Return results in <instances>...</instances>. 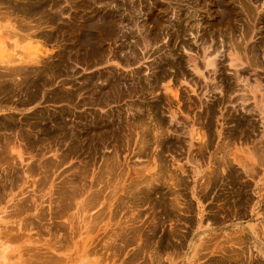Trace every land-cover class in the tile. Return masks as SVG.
Returning <instances> with one entry per match:
<instances>
[{
  "label": "rangeland",
  "instance_id": "rangeland-1",
  "mask_svg": "<svg viewBox=\"0 0 264 264\" xmlns=\"http://www.w3.org/2000/svg\"><path fill=\"white\" fill-rule=\"evenodd\" d=\"M111 1L0 0V264H264V0Z\"/></svg>",
  "mask_w": 264,
  "mask_h": 264
},
{
  "label": "bare ground",
  "instance_id": "bare-ground-1",
  "mask_svg": "<svg viewBox=\"0 0 264 264\" xmlns=\"http://www.w3.org/2000/svg\"><path fill=\"white\" fill-rule=\"evenodd\" d=\"M23 1H24V0H23ZM30 1H31V0H30ZM73 1H74V0H73ZM76 1H77V0H76ZM88 1H90V0H88ZM102 1H103V0H102ZM110 1H111V0H110ZM14 2H15V1H13V3H14ZM50 2H51V1H50ZM60 2H61V1H60ZM71 2H72V1H71ZM111 2H112V1H111ZM236 2H237V1H236ZM58 3H59V2H58ZM87 3H88V2H87ZM114 3H115V2H114ZM117 3H118V2H117ZM175 3H176V2H175ZM239 3H241V2L239 1ZM4 4H5V3H4ZM37 4H38V3H37ZM50 4H51V3H50ZM93 4H94V3H93ZM104 4H106V3H104ZM104 4H103V5H104ZM109 4H110V3H109ZM8 5H9V4H8ZM31 5H32V4H31ZM51 5H52V4H51ZM110 5H111V4H110ZM110 5H107V6H110ZM121 5H122V4H121ZM123 5H124V4H123ZM169 5H170V4H169ZM6 6H7V4H6ZM48 6H50V5H48ZM114 6L117 7L118 4H117V6L114 4ZM167 6H168V5H167ZM24 7H26V6H24ZM24 7H23V8H24ZM61 7H62V6H61ZM4 8H5V5H4ZM6 8H8V7H6ZM47 8H48V7H47ZM58 8H60V6H59ZM101 8H102V7H101ZM110 8H111V7H110ZM147 8H148V7H147ZM165 8H166V6H165ZM169 8H170V7H169ZM1 9H3V7H2ZM10 9H11V8H10ZM113 9H114V8H113ZM121 9H122V8H121ZM166 9H167V8H166ZM174 9H175V8H174ZM23 10H25V9H23ZM54 10H55V9H54ZM54 10H53V11H54ZM83 10H84V9H83ZM99 10H100V9H99ZM103 10H105V8H103ZM111 10H112V9H111ZM119 10H120V9H119ZM11 11H12V10H11ZM21 11H22V10H20V12H21ZM61 11H62V10H61ZM61 11H59V12H61ZM88 11H90V10H88ZM101 11H102V10H101ZM13 12H14V11H13ZM97 12H98V11H97ZM122 12H123V11H122ZM1 13H2V12H1ZM4 13H6V12H4ZM17 13H18V12H16V14H17ZM61 13H63V11H62ZM61 13H60V14H61ZM112 13H113V12H112ZM18 14H19V13H18ZM52 14H53V13H52ZM58 14H59V13H58ZM64 14H65V13H64ZM64 14H62V15H64ZM115 14H116V12H115ZM3 15H4V18H5V17L8 16L9 14H8V15H7V13H6V14H2V15H0V18H1V16H3ZM13 15H14V14H13ZM13 15H12V16H13ZM38 15H40V13H39ZM52 16H53V15H52ZM56 16H57V15H56ZM70 16H71V15H70ZM131 16L133 17V15H131ZM19 17H20V15H18V18H19ZM21 17H22V16H21ZM53 17H54V16H53ZM119 17H120V16H119ZM31 18H33V17H31ZM38 18H39V17H38ZM90 18H91V17H90ZM2 19H3V17H2ZM8 19L10 20V17H8ZM23 19H24V18L22 17V20H23ZM101 19H102V18H101ZM114 19H115V18H114ZM13 20H14V19H13ZM112 20H113V19H112ZM14 21H15V20H14ZM18 21H19V20H18ZM29 21H31V20H29ZM48 21H49V20H48ZM169 21H170V20H169ZM177 21H178V20H177ZM179 21H180V20H179ZM225 21H226V20H225ZM21 22H22V21H21ZM25 22H26V21H25ZM25 22H24V23H25ZM43 22H44V21H43ZM64 22H65V21H64ZM70 22H71V21H70ZM98 22H99V21H98ZM109 22H110V21H109ZM227 22H228V21H227ZM19 23H20V22H19ZM27 23H28V22H27ZM38 23H40V22H38ZM41 23H42V21H41ZM51 23H52V22H51ZM15 24H16V23H15ZM28 24H29V23H28ZM31 24H32V23H31ZM53 24H54V23H53ZM118 24H120V22H119ZM122 24H123V23H122ZM163 24H164V23H163ZM18 25H19V24H18ZM20 25H21V23H20ZM36 25H38V24H36ZM68 25H69V23H68ZM75 25H76V24H75ZM169 25H170V24H169ZM12 26H13V25H12ZM14 26H15V25H14ZM54 26H55V25H54ZM56 26H57V25H56ZM130 26H131V25H130ZM18 27H19V26H18ZM22 27H23V26H22ZM27 27H28V26L26 25V28H25V29H28ZM43 27H44V26H43ZM45 27H47V25H45ZM72 27H73V26H72ZM102 27H103V26H102ZM112 27H113V26H112ZM114 27H115V25H114ZM39 28H41V27H39ZM51 28H52V27H51ZM68 28H69V27H68ZM171 28H172V27H171ZM182 28H183V27H182ZM23 29H24V28H23ZM63 29H64V28H63ZM124 29H125V27H124ZM38 30H39V29H38ZM51 30H52V29H51ZM93 30H94V29H93ZM171 30H172V29H171ZM173 30H174V29H173ZM175 30H176V29H175ZM178 30H179V29H178ZM118 31H121V29H119ZM124 31H125V30H124ZM149 31H150V30H149ZM244 31H246V30H244ZM73 32H74V31H73ZM88 32H89V31H88ZM95 32H97V31H95ZM99 32H100V30H99ZM104 32H105V31H104ZM155 32H156V30H155ZM158 32H159V31H158ZM171 32H172V31H171ZM232 32H233V31H232ZM56 33H57V32H56ZM56 33H55V34H56ZM59 33H60V32H59ZM173 33H174V32H173ZM191 33H192V32H191ZM242 33H244V32L242 31ZM44 34H46V33L44 32ZM166 34H168V33H166ZM128 35H129V34H128ZM160 35H161V34H160ZM244 35H245V33H244ZM55 36H56V35H55ZM62 36H63V35H62ZM98 36H99V35H98ZM101 36H102V35H101ZM112 36H113V35H112ZM154 36H155V35H153V37H154ZM174 36H175V35H174ZM118 37H119V36H118ZM139 37H140V36H139ZM142 37H143V36H142ZM146 37H147V36H146ZM148 37H149V35H148ZM168 37H170V36H168ZM58 38H59V37H57V39H58ZM101 38H102V37H101ZM104 38H106V37H104ZM107 38H108V37H107ZM107 38H106V39H107ZM116 38H117V37H116ZM155 38H157V37H155ZM176 38H177V37H176ZM44 39H45V38H44ZM53 39H55V38H53ZM110 39H111V38H110ZM118 39H120V37H119ZM126 39H127V38H126ZM130 39H131V38H130ZM140 39H141V38H140ZM149 39H150V38H149ZM168 39H169V38H168ZM61 40H62V39H61ZM95 40H96V39H95ZM101 40H102V39H101ZM124 40H125V38H124ZM124 40H122V41H124ZM142 40H143V39H142ZM155 40H156V39H155ZM65 41H66V40H65ZM71 41H72V40H71ZM115 41H116V40H115ZM125 41H126V40H125ZM150 41H151V39H150ZM152 41H154V39H153ZM77 42H78V41H77ZM97 42H98V41H97ZM101 42H102V41H101ZM142 42H143V41H142ZM144 42H145V41H144ZM155 42H156V41H155ZM63 43H64V42H63ZM87 43H88V42H87ZM98 43H99V42H98ZM103 43H104V42H103ZM145 43H146V42H145ZM104 44H105V43H104ZM112 44H113V43H112ZM125 44H126V42H125ZM143 44H144V43H143ZM232 44H233V43H232ZM129 45H130V44H129ZM131 45H132V44H131ZM144 45H145V44H144ZM230 45H231V44H230ZM233 45H234V44H233ZM100 46H101V45H100ZM100 46H99V47H100ZM102 46H103V45H102ZM118 46H119V45H118ZM126 46H127V45H126ZM146 46H147V45H146ZM171 46H172V44H171ZM235 46H236L235 48H236L237 52H238V50H241V49H237V45H235ZM75 47H76V46H75ZM124 47H125V46H124ZM151 47H152V46H151ZM231 47H232V45H231ZM233 47H234V46H233ZM117 48H118V47H117ZM119 48H121V47H119ZM141 48H142V46H141ZM70 49H72V48H70ZM182 49H183V48H182ZM171 50H172V49H171ZM68 51H69V50H68ZM68 51H67V52H68ZM85 51H86V49H85ZM117 51H118V50H117ZM169 51H170V50H169ZM186 51H187V50H186ZM231 51H232V50H231ZM77 52H78V51H77ZM118 52H119V51H118ZM142 52H143V51H142ZM172 52H173V51H172ZM237 52H236V53H237ZM239 52H240V51H239ZM73 53H74V52H73ZM75 53H76V52H75ZM80 53H81V52H80ZM102 53H103V52H102ZM143 53H144V52H143ZM240 53H241V52H240ZM250 53H251V52H250ZM66 54H68V53H66ZM70 54H71V53H70ZM85 54H86V53H85ZM99 54H100V53H99ZM112 54H113V53H112ZM119 54H120V53H119ZM166 54H167V53H166ZM97 55H98V54H97ZM65 56H66V55H65ZM136 56H137V55H136ZM138 56H139V55H138ZM144 56H145V55H144ZM236 56H239V55L236 54ZM254 56H256V55H254ZM76 57H77V56H76ZM99 57H100V56H99ZM115 57H116V55H115ZM159 57H160V56H159ZM159 57H157V58H159ZM191 57H192V56H191ZM204 57H205V60H204V61H205V64L203 63V65H206V66H213V58H211L209 55H207V53L205 54ZM66 58L69 59L70 57H66ZM71 58H72V57H71ZM116 58H118V57H116ZM187 58H188V57H187ZM194 58H195V57H194ZM41 59H42V58H41ZM41 59H40V58H37V59H34L33 61H30V62H28V63H21V64H18L17 66H19L20 70H21V67H20V66H24L25 69H26V66H29V65H31V64H33V63H35V64H33V65L39 64V62H40ZM95 59H96V58H95ZM161 59H162V58H161ZM163 59H164V58H163ZM228 59H229V58H228ZM240 59H242V58H240ZM100 60H101V59H100ZM104 60H105V57H104ZM139 60H140V59H139ZM41 61H42V60H41ZM91 61H92V60H91ZM136 61H137V60H136ZM236 61H237V59H236L235 57H233V55H230V62H232L231 64L234 65V66H239L240 64H238V62H236ZM42 62H43V61H42ZM64 62H65V61H64ZM83 62H84V61H83ZM99 62H100V61H99ZM101 62H102V61H101ZM127 62H128V61H127ZM254 62H255V60H254ZM40 63H41V62H40ZM48 63H50V62H48ZM72 63H73V62H72ZM76 63H77V62H76ZM160 63H161V62H160ZM214 63H215V62H214ZM216 63H217V62H216ZM239 63H241V62H239ZM53 64H54V63H53ZM77 64H78V63H77ZM91 64H92V63H91ZM123 64H124V63H123ZM163 64H164V63H163ZM181 64H183V63H181ZM249 64H250V63H249ZM251 64H252V63H251ZM253 64H254V63H253ZM255 64H256V63H255ZM255 64H254V65H255ZM33 65H32V66H33ZM39 65H40V64H39ZM64 65H65V64H64ZM72 65H73V64H72ZM195 65H196V64H195ZM256 65H257V64H256ZM46 66H47V64H46ZM48 66H49V65H48ZM50 66H51V65H50ZM62 66H63V65H62ZM259 66H261V63H260ZM3 67H6L5 69H8V70H9V68H10V69L12 68V66H7V65H5V66H3ZM14 67H15V66H14ZM37 67H38V66H37ZM102 67H103V66H102ZM161 67H162V66H161ZM176 67H177V66H176ZM192 67H193V66H192ZM17 68H18V67H17ZM19 68H18V70L16 69V67L14 68V70L16 69V70H15V73H16L17 71L19 72ZM61 68H62V67H61ZM68 68H69V67H68ZM73 68H74V66H73ZM73 68H72V69H73ZM87 68H88V67H87ZM159 68H160V67H159ZM178 68H179V67H178ZM195 68H196V67H195ZM214 68H215V67H214ZM5 69H4V70H5ZM33 69H34V68H33ZM45 69H46V68H45ZM55 69H56V68H55ZM97 69H98V67H97ZM162 69H163V67H162ZM262 69H263V68H262ZM8 70H6V72H9ZM134 70H135V69H134ZM157 70H158V69H157ZM211 70H213V69H211ZM235 70H236V69H235ZM263 70H264V69H263ZM11 71H12V70H11ZM46 71H47V70H46ZM51 71H52V70H51ZM65 71H66V70H65ZM215 71H216V70H215ZM3 72H4V71H3ZM18 72L16 73L17 75H18ZM30 72H31V71H30ZM43 72H44V71H43ZM99 72H100V71H99ZM196 72H197V71H196ZM15 73H14V75H15ZM33 73H35V72H33ZM33 73H32V74H33ZM45 73H46V72H45ZM49 73H50V72H49ZM52 73H54V71H53ZM100 73H101V72H100ZM100 73H99V74H100ZM132 73H133V71H132ZM159 73H160V72H159ZM213 73H214V70H213ZM0 74H1V73H0ZM20 74H21V73H20ZM40 74H41V73H40ZM64 74H65V73H64ZM92 74H93V73H92ZM95 74H96V73H95ZM154 74H155V73H154ZM160 74H161V73H160ZM50 75H51V74H50ZM50 75H49V76H50ZM162 75H163V74H162ZM10 76H11V75H10ZM47 76H48V73H47ZM71 76H72V75H71ZM131 76H132V75H131ZM7 77H8V76H7ZM12 77H13V76H12ZM19 77H21V75H20ZM52 77H53V76H52ZM112 77H113V76H112ZM118 77H119V76H118ZM3 78H4V77H3ZM3 78H2V79H3ZM8 78H9V77H8ZM97 78H98V77H97ZM124 78H125V77H124ZM132 78H135V77H132ZM140 78H141V77H140ZM151 78H152V77H151ZM9 79L12 80V79H14V78H12V79L9 78ZM17 79H18V78H17ZM95 79H96V78H95ZM114 79H115V78H114ZM125 79H126V78H125ZM155 79H156V78H155ZM3 80H4V79H3ZM5 80H6V79H5ZM110 80H111V79H110ZM138 80H139V79H138ZM140 80H141V79H140ZM52 81H53V80H52ZM63 81H64V80H63ZM122 81H123V80H122ZM122 81H121V83H122ZM3 82H4V81H3ZM14 82H15V79H14ZM84 82H85V81H84ZM92 82H93V81H92ZM105 82H106V81H105ZM40 83H41V82H40ZM123 83H124V82H123ZM150 83H151V82H150ZM0 84H1V83H0ZM14 84H15V83H14ZM16 84H17V81H16ZM16 84H15L14 86H16ZM19 84H20V82H19ZM82 84H83V83H82ZM139 84H140V83H139ZM20 85H21V84H20ZM62 85H63V84H62ZM80 85H81V83H80ZM99 85H100V84H99ZM135 85H136V84H135ZM18 86H19V85H18ZM95 86H96V85H95ZM103 86H104V85H103ZM105 86H106V85H105ZM114 86H115V84H114ZM42 87H43V85H42ZM96 87H98V85H97ZM134 87H135V86H134ZM140 87H141V86H140ZM19 88H20V86H19ZM119 88H120V87H119ZM142 88H143V87H142ZM39 89H40V88H39ZM39 89H38V90H39ZM97 89H98V88H97ZM115 89H116V88H115ZM130 89H131V88H130ZM138 89H139V88H138ZM175 89H176V88H175ZM0 90H1V89H0ZM26 90L28 91V89H26ZM26 90H25V91H26ZM80 90H81V89H80ZM84 90H87V89H84ZM105 90H106V89H105ZM135 90H136V89H135ZM172 90H173V89H172ZM14 91H15V90H14ZM14 91H13V92H14ZM119 91H120V90H119ZM4 92H6V91H4ZM20 92H22V91H20ZM69 92H70V91H69ZM107 92H108V91H107ZM117 92H118V91H117ZM65 93H66V92H65ZM92 93H94V92H92ZM101 93H102V92H101ZM111 93H112V92H111ZM122 93H123V92H122ZM8 94H9V93H8ZM76 94H77V93H76ZM89 94H90V93H89ZM103 94H106V93L103 92ZM172 94H174V96H176L177 93L175 94V91H174V93H172ZM100 95H101V94H100ZM114 95H115V93H114ZM5 96H6V95H5ZM28 96H29V95H28ZM118 96H119V95H118ZM66 97H67V96H66ZM99 98H100V97H99ZM102 98H104V97L102 96ZM109 99H111V98H109ZM112 99H113V98H112ZM99 100H100V99H99ZM85 101H86V100H85ZM106 101H107V100H106ZM114 101H115V100H114ZM68 102H69V101H68ZM103 103H104V102H103ZM107 103H108V102H107ZM0 104H1V103H0ZM102 105H103V104H102ZM136 107H137V106H136ZM147 107H148V106H147ZM148 108H149V107H148ZM149 111H150V110H149ZM205 112H207V111H205ZM205 114H207V113H205ZM109 116H110V115H109ZM42 117H43V116H42ZM241 117H242V116H241ZM243 117H244V116H243ZM158 119H159V118H158ZM243 119H244V118H243ZM144 120H145V119H144ZM151 120H152V119H151ZM245 120H246V119H245ZM248 121H249V120H248ZM141 123L143 124V122H140V124H139V123H138V124H139V125H142ZM154 123H155V122H154ZM159 123H160V122H159ZM53 124H54V123H53ZM145 124H146V122H145ZM145 124H144V126H147V125H145ZM132 125H133V124H132ZM134 125H135V124H134ZM157 125H158V124H157ZM55 126H56V125H55ZM95 126H96V125H95ZM95 126H94V127H95ZM153 126H154V128H156V124L153 125ZM158 126H159V125H158ZM160 126H161V125H160ZM56 127H57V126H56ZM97 127H98V126H97ZM151 127H152V126H151ZM151 127H149V128L151 129ZM140 128H141V127H140ZM144 128H145V127H144ZM152 129H153V127H152ZM152 129H151V130H152ZM162 129H163V128H162ZM4 130H5V129H4ZM9 130H10V129H9ZM156 130H159V129H156ZM156 130H155V131H156ZM165 130H166V129H165ZM147 131H148V128H147ZM155 131H154L155 136H156L158 133H160V132H158V131H156V132H158V133H156ZM162 131H164V130H162ZM165 132H166V131H165ZM198 132H199V131H198ZM200 132H201V131H200ZM204 132H205V131H204ZM147 133H148V132H147ZM150 133H151V132H149V134H150ZM161 133H162V132H161ZM163 133H164V132H163ZM207 133H208V132H207ZM207 133H206V134H207ZM202 134H203V132H202ZM204 134H205V133H204ZM146 135H147V134H146ZM150 135H151V134H150ZM152 135H153V134H152ZM158 135H159V134H158ZM161 135H162V134H161ZM163 135H164V134H163ZM199 135H200V134H199ZM24 136H25V135H24ZM139 136H140V135H139ZM204 136H205V135H204ZM100 137H101V136H100ZM141 137H142V136H141ZM200 137H201V135H200ZM154 138H156V137H154ZM160 138H161V137H160ZM140 139H141V138H140ZM143 139H144V138H143ZM143 139H141V142H142V141L146 142L145 139H144V140H143ZM157 139H158V138H157ZM157 139H156V140H157ZM65 140H66V139H65ZM84 140H85V139H84ZM136 141H137V140H136ZM138 141H140V140H138ZM138 141H137V142H138ZM150 141H151V140H150ZM150 141H149V142H150ZM88 142H89V141H88ZM144 142L142 143L143 146H145ZM147 142H148V141H147ZM151 142H152V141H151ZM89 143H91V142H89ZM138 143L141 145L140 142H138ZM138 143H137V144H138ZM156 143H157V142H156ZM192 143H193V142H192ZM76 144H77V143H76ZM158 144H160V143H158ZM162 144H163V142H162ZM221 144H222V143H221ZM146 145H147V144H146ZM149 145H150V143H149ZM257 145H258V144H257ZM4 146L7 147L8 149L11 148V147L9 148V147L6 146V145H4ZM143 146H141V148H142ZM147 146H148V145H147ZM157 146H158V145H157ZM5 147H3L4 150L7 149V148H5ZM155 147H156V144H155L154 148H155ZM237 147H238V146H237ZM158 148H160V146H159ZM231 148H232V147H231ZM1 149H2V148H1ZM8 149L6 150V153H8V152H7ZM69 149H70V148H69ZM225 149H226V148H225ZM137 150H138V149H137ZM139 150H141V149H139ZM255 150H256V149H255ZM255 150H254V151H255ZM230 151H231V150H230ZM233 151H234V150H233ZM256 151H257V150H256ZM10 152H11V151H9V153H10ZM137 152H138V151H137ZM145 152H146V150H145ZM223 152H224V151H223ZM231 152H232V151H231ZM245 152H247V153L249 154V152H248L247 150H246ZM251 152H253V150H252ZM0 153H1V152H0ZM12 153H13V152H12ZM117 153H118V152H117ZM258 153H259V152H258ZM3 154H4V152H3ZM14 154H16V153H14ZM144 154H145V153H144ZM225 154H228V153L226 152ZM225 154H224V155H225ZM231 154H232V153H231ZM237 154H238V153L234 154V156H237V158H239L240 156L243 157L242 155H239V156H238ZM240 154H243V153H240ZM248 154H247V155H248ZM252 154H255V153H251V155H252ZM259 154H260V153H259ZM8 155H9V154H8ZM8 155H7V156H8ZM12 155H13V154H12ZM12 155H11V156H12ZM137 155H138V154H137ZM260 155H261V154H260ZM21 156H22V155H21ZM21 156L18 154V158H19V159H21ZM156 156H157V155H156ZM249 156H250V155H249ZM252 156H254V157H253L254 160H257V159H255V158H259L258 155H256V156H255V155H252ZM257 156H258V157H257ZM15 157H17V156H15ZM63 157H64V156H63ZM224 157L226 158L227 155L224 156ZM224 157H223V158H224ZM9 158H10V157H9ZM227 158H228V157H227ZM234 158L237 160L236 157H234ZM10 159H11V158H10ZM113 159H114V158H113ZM219 159L224 160V159H222V157H220ZM219 159H218V160H219ZM229 159L231 160V158H229ZM239 159H240V158H239ZM239 159H238V160H239ZM242 159H243V158H242ZM242 159H240L241 161H239V162H240V163L242 162V163L244 164V166L247 165V167L250 168L249 171H250V173H251V175H252V173H253V171H252V169H251L252 167H249L250 165L244 163V159H243V160H242ZM245 159H246V158H245ZM249 159H251V160H252L251 162L253 163V159L251 158V156L249 157ZM260 159H261V158H260ZM1 160H3V159H1ZM11 160H12V159H11ZM22 160H23V159H22ZM106 160H107V159H106ZM158 160H159V159H158ZM160 160H161V159H160ZM261 160H262V159H261ZM261 160L254 161V163H255V162L259 163L258 161H261ZM50 161H51V160H50ZM110 161H111V160H110ZM155 161H156V159H155ZM225 161H226V160H225ZM249 161H250V160H249ZM159 162H162V160H161V161H158V163H159ZM213 162H214V161H213ZM220 162H221V161H220ZM246 162H247V161H246ZM48 163H49V162H48ZM114 163H116V162H114ZM192 163H193V162H192ZM210 163H211V162H209V164H210ZM217 163H218V162H217ZM217 163H216V165H217ZM221 163H222V162H221ZM231 163H232V162H231ZM240 163H239V164H240ZM242 163H241V164H242ZM106 164H107V163H106ZM112 164H113V163H112ZM224 164H226V163L224 162ZM241 164H240V165H241ZM43 165H44V163H43ZM43 165H42V166H43ZM109 165H110V164H109ZM114 165H115V164H114ZM114 165H112V166L109 167L110 170H111V167H113ZM210 165H211V164H210ZM40 166H41V165H40ZM46 166H47V164H46ZM144 166H146V165H144ZM212 166H213V165H212ZM221 166L223 167V164H221ZM225 166H226V165H225ZM242 166H243V165H242ZM28 167H30V166H28ZM105 167H106V166H105ZM107 167H108V166H107ZM114 167H115V166H114ZM161 167H162V165H161ZM30 168H32V167H30ZM135 168H136V167H135ZM137 168H138V167H137ZM141 168H142V167H141ZM158 168H160V166H158ZM162 168H163V167H162ZM211 168H212V167H211ZM217 168H218V167H217ZM219 168H220V167H219ZM227 168H228V167H227ZM244 168H245V167H244ZM155 169H156L157 172H160L159 170H161V169L157 170V168H155ZM164 169H165V168H164ZM164 169H163V172H164ZM28 170H29V169H28ZM31 170H33V169H31ZM104 170L106 171V169H104ZM107 170H108V169H107ZM137 170H138V169H137ZM141 170H142V169H141ZM175 170H176V169H175ZM217 170H218V169H217ZM253 170H254V167H253ZM26 171H27V170H26ZM129 171H130V170H129ZM139 171H140V169H139ZM245 171H246V170H245ZM111 172H113V171L111 170ZM114 172H115V171H114ZM118 172H119V171H118ZM137 172H138V171H137ZM161 172H162V171H161ZM216 172H217V171H216ZM29 173H30V171H29ZM31 173H32V172H31ZM31 173H30V174H31ZM105 173H106V172H105ZM105 173H104V174H105ZM107 173L109 174L110 172L107 171ZM153 173H154V172H153ZM153 173H152V174H153ZM155 173H156V172H155ZM166 173H167V172H166ZM247 173H249V172L247 171ZM45 174H46V173H45ZM99 175H100V173H99ZM113 175H114V174H113ZM138 175H139V174H138ZM163 175H164V174H163ZM166 175H167V174H166ZM208 175H209V173H208ZM208 175H207V176H208ZM44 176H45V175H44ZM44 176H43V177H44ZM102 176H103V175H102ZM108 176H111V175H108ZM146 176H148V175H146ZM211 176H212V175H211ZM10 177H11V176H10ZM41 177H42V176H41ZM47 177H48V176H47ZM148 177L150 178V175H149ZM148 177H147V178H148ZM157 177H158V176H156V178H157ZM177 177H178V176H177ZM213 177H214V176H213ZM44 178H45V177H44ZM44 178H43V179H44ZM149 178H148V179H149ZM175 178H176V176L174 177V180H175ZM206 178H207V177H206ZM208 178H209V177H208ZM45 179H46V178H45ZM47 179H48V178H47ZM101 179H102V178H101ZM109 179H110V178H109ZM140 179H143V178H140ZM144 179H145V178H144ZM144 179H143V180H144ZM148 179H147V180H148ZM70 180H71V179H70ZM137 180H138V179H137ZM137 180H136V181H137ZM143 180H142V181H143ZM147 180H145V181H147ZM172 180H173V179H172ZM63 181H64V180H63ZM72 181H73V180H72ZM104 181H105V180H104ZM131 181H133V180H131ZM139 181H141V180H139ZM42 182H43V181H42ZM67 182H68V181H67ZM69 182H70V181H69ZM79 182H80V181H79ZM118 182H119V181H118ZM207 182H208V181L206 180L205 183H207ZM70 183H72V182H70ZM83 183H84V182H83ZM94 183H95V182H94ZM107 183H108V182H107ZM109 183H110V182H109ZM129 183H130V182H129ZM136 183L139 184V182L137 181V182L134 183V185L132 184L133 187H135V184H136ZM62 184H63V183H62ZM76 184H77V183H76ZM111 184H112V183H111ZM115 184H116V183H115ZM119 184H121V183L119 182ZM173 184H175V183H173ZM207 184H208V183H207ZM207 184H206V185H207ZM129 185H130V184H129ZM67 186H68V185H67ZM67 186H66V187H67ZM70 186H71V185H70ZM72 186L75 187L76 185H74V183H73ZM78 186H79V185H78ZM82 186H83V185H82ZM113 186H114V185H113ZM126 186H127V185H126ZM126 186H125V187H126ZM1 187H2V186H1ZM62 187H63V185H62ZM90 187H91V186H90ZM118 187H119V186H118ZM140 187H141V186H140ZM113 188H114V187H113ZM129 188L131 189V187H129ZM143 188H145V187H143ZM149 188H150V187H149ZM153 188H154V187H153ZM153 188H152V189H153ZM61 189L63 190V188H61ZM64 189H65V188H64ZM66 189H67V188H66ZM75 189H76V188H75ZM111 189H112V188H111ZM117 189H118V188H117ZM62 190H61V192H62ZM72 190H74V189H72ZM96 190H97V189H96ZM114 190H116V189H114ZM119 190H120V189H119ZM124 190H125V189H124ZM133 190H134V189H133ZM263 190H264V189H263ZM63 191H64V190H63ZM69 191H70V189H69ZM80 191H82V190H80ZM112 191H113V190H112ZM112 191H111V192H112ZM134 191H136V190H134ZM145 191H146V190H145ZM67 192H68V191H67ZM70 192H72V191H70ZM76 192H78L77 194H79V195L81 194V193L78 191V189H77ZM101 192H102V191H101ZM136 192H138V191H136ZM148 192H149V190H148ZM148 192H145V193H148ZM151 192H152V191H151ZM72 193L75 194V192H72ZM91 193H92V192H91ZM91 193H90V194H91ZM130 193H131V192H130ZM130 193H129V195H130ZM77 194H76V195H77ZM109 194H110V193H109ZM114 194H115V193H114ZM133 194H134V193H133ZM259 194H260V193H259ZM263 194H264V192H263ZM68 195H70L69 197H71L73 194L71 195L70 193H68ZM111 195H113V194H111ZM134 195H136V193H135ZM143 195H144V194H143ZM74 196H75V195H74ZM132 196H133V195H132ZM144 196H145V195H144ZM149 196H150V195H149ZM90 197H91V196H90ZM99 197H100V196H99ZM99 197H98V198H99ZM109 197H110V196H109ZM176 197H177V196H176ZM66 198H67V196H66ZM76 198H77V197H76ZM76 198L73 197V199H72V197H71L72 200L69 199V201L71 200V202H72V201H73L74 199H76ZM88 198H89V197H88ZM134 198H135V197H134ZM94 199H95V198H94ZM118 199H119V198H118ZM65 200H66V199H65ZM110 200H111V199H110ZM136 200H137V199H136ZM140 201H141V200H140ZM61 202H63V201H61ZM86 202H88V201H86ZM92 202H93V201H92ZM124 202H125V201H124ZM135 202H137V201H135ZM68 203H69V202H68ZM64 204H65V203H64ZM134 204H135V203H134ZM142 204H143V203H142ZM19 205H20V204H19ZM92 205H93V204H92ZM169 205H170V204H169ZM67 206H68V205H67ZM85 206H87V205H85ZM137 206H138V205H137ZM139 206H140V205H139ZM139 206H138V207H139ZM184 206H185V205H184ZM72 207H73V206H72ZM126 207H127V206H126ZM22 208H23V207H22ZM55 208H57V207H55ZM67 208H69V206H68ZM120 208H121V207H120ZM131 208H132V207H131ZM83 209H84V208H83ZM83 209H82V210H83ZM80 211H81V210H80ZM85 211H86V210H85ZM132 211H133V210H132ZM65 213H66V212H65ZM93 213H94V212H93ZM90 215H91V214H90ZM130 215H131V214H130ZM257 215H258V214H257ZM57 217H58V216H57ZM86 217H88V216L86 215ZM86 217H85V218H86ZM96 217H97V215H96ZM132 217H133V216H132ZM83 218H84V217H83ZM135 218H136V217H135ZM38 219H39V218H38ZM69 219H70V218H69ZM86 219H87V218H86ZM96 219H97V218H96ZM97 220H98V219H97ZM25 221H26V220H25ZM90 221H91V219H90ZM133 222H134V221H133ZM59 223H60V222H59ZM263 223H264V222H263ZM96 224H97V223H96ZM126 224H127V223H126ZM90 226H91V225H90ZM129 226H130V225H129ZM10 227H11V226H10ZM94 227H95V226H94ZM127 227H128V226H127ZM244 227H245V226H244ZM263 228H264V227H263ZM118 229H119V228H118ZM249 229L251 230L250 233H251V232H252L253 234L255 233V230H254V227H253V226H250ZM56 230H57V229H56ZM89 230H90V229H89ZM113 230H114V229H113ZM120 230L123 231V230H125V229H123V227H121V229H119V231H120ZM51 231H52V230H51ZM115 231H116V230H115ZM119 231H118V232H119ZM126 231H127V230H126ZM242 231H244V229H243ZM242 231H241V233H242ZM262 231H263V230H262ZM87 232H88V231H87ZM118 232H117V233H118ZM123 232H124V231H123ZM135 232H136V231H135ZM88 233H89V232H88ZM124 233H125V232H124ZM243 233H244V232H243ZM248 233H249V231H248ZM237 234H238V232H237ZM255 234H256V233H255ZM125 235H126V234H125ZM229 235H230V234H229ZM126 236H127V235H126ZM238 236H239V235H238ZM241 236H242V235H241ZM259 236H260V235H259ZM136 237H137V236H136ZM120 238H121V237H120ZM123 238H124V237H123ZM239 238H241V237H237V240H238ZM248 238H249V237H248ZM139 239H140V238H139ZM205 239H206V238H205ZM242 239H243V238H242ZM122 240H123V239H122ZM234 241H236V240H234ZM243 241H244V239H243ZM247 241H248V240H247ZM82 242H83V241H82ZM116 242H117V241H116ZM121 242H122V241H121ZM123 242H124V241H123ZM123 242H122V244H123ZM193 242H194V241H193ZM231 242H232V241H231ZM239 242H240V241H239ZM257 242H258V241H257ZM219 243H220V242H219ZM228 243H229V242H228ZM235 243L238 244L237 241H236ZM85 244H86V243H85ZM119 244H121V243H119ZM205 244H206V243H205ZM207 244H208V243H207ZM215 244H217V243H215ZM220 244H221V243H220ZM220 244H219V245H220ZM192 245H193V244H192ZM202 245H203V244H202ZM238 245H239V244H238ZM78 246H79V245H78ZM206 246H207V245H206ZM260 247H261V246H260ZM207 248H208V247H207ZM224 248H225V247H224ZM85 249H86V248H85ZM94 249H95V248H94ZM202 249H203V248H202ZM211 249H212V248H211ZM213 249H214V248H213ZM219 249H220V248H219ZM77 250H78V248H77ZM209 250H210V249H209ZM194 251H195V250H193V252H194ZM212 251H213V250H212ZM237 251H238V249H237ZM170 253H171V252H170ZM232 253H233V252H232ZM241 253H242V252H241ZM261 253L264 255V249H261ZM195 254H196V251L194 252V254L192 253V256H191V255H190V256H191V257H194ZM242 255H243V254H242ZM238 256H239V255H238ZM191 257H190V258H191ZM258 257H259V256H258ZM172 259H173V258H172ZM255 259H256V258H255ZM229 260H230V259H229ZM240 262H241V261H240ZM247 264H248V263H247Z\"/></svg>",
  "mask_w": 264,
  "mask_h": 264
}]
</instances>
